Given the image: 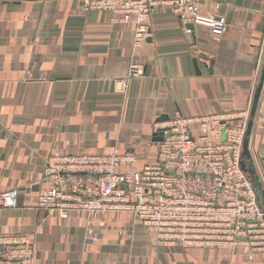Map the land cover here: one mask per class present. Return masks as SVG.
Masks as SVG:
<instances>
[{
    "label": "crops",
    "instance_id": "obj_1",
    "mask_svg": "<svg viewBox=\"0 0 264 264\" xmlns=\"http://www.w3.org/2000/svg\"><path fill=\"white\" fill-rule=\"evenodd\" d=\"M196 1L203 14L225 18L219 41L204 26L187 32L168 8L152 15V37L133 48L132 25L84 14L80 0L0 4V191L18 190L17 206L0 208V233L28 234L31 264H264V252L249 261L239 248L159 245L126 212L89 226L82 213L37 209L52 152L131 151L141 166L156 150L154 123L177 113L250 110L264 0ZM130 59L143 74L123 94L113 80L126 75ZM249 147L264 176V130L253 127Z\"/></svg>",
    "mask_w": 264,
    "mask_h": 264
},
{
    "label": "built area",
    "instance_id": "obj_2",
    "mask_svg": "<svg viewBox=\"0 0 264 264\" xmlns=\"http://www.w3.org/2000/svg\"><path fill=\"white\" fill-rule=\"evenodd\" d=\"M165 8L187 32L188 24L207 27L214 42L227 28L224 17L203 14L196 0H80L84 14L101 11L113 24L132 25L133 48L152 37L151 17ZM142 74V63L130 59L126 75L113 80L117 91L126 93L130 79ZM258 103L264 105V92ZM248 117L244 109L177 113L158 121L154 131L161 129V140L153 141L154 155L141 166L131 151L52 152L43 164L46 185L37 209L82 213L89 226L108 213L126 212L154 232L159 245L239 248L251 261L264 252V214L241 166ZM253 127L264 130V110L258 106ZM17 197V188L0 191V208H15ZM34 248L24 232L0 233V264H31Z\"/></svg>",
    "mask_w": 264,
    "mask_h": 264
},
{
    "label": "water",
    "instance_id": "obj_3",
    "mask_svg": "<svg viewBox=\"0 0 264 264\" xmlns=\"http://www.w3.org/2000/svg\"><path fill=\"white\" fill-rule=\"evenodd\" d=\"M187 27L192 30L194 25L188 24ZM263 82H264V53L262 56L261 65H260L257 81L255 84L254 93H253L252 103H251V107L249 110V117H248V121L246 124L243 145H242L243 160L241 162L242 169L248 174L250 178L251 184L254 188V191L257 197L258 204L264 214V181L261 177V174L257 170L256 163L252 157L250 147H249L251 132H252L253 123H254V117H255L256 110H257L258 101L261 95ZM161 134H162L161 129H157L153 131L152 140L155 142L160 141ZM263 219H264V216H263Z\"/></svg>",
    "mask_w": 264,
    "mask_h": 264
},
{
    "label": "rangeland",
    "instance_id": "obj_4",
    "mask_svg": "<svg viewBox=\"0 0 264 264\" xmlns=\"http://www.w3.org/2000/svg\"><path fill=\"white\" fill-rule=\"evenodd\" d=\"M244 255V254H243ZM245 256V255H244ZM246 258V257H245Z\"/></svg>",
    "mask_w": 264,
    "mask_h": 264
}]
</instances>
